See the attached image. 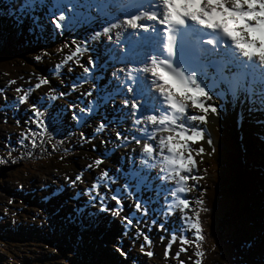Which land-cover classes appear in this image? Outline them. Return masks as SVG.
Returning <instances> with one entry per match:
<instances>
[{"label": "rangeland", "instance_id": "1", "mask_svg": "<svg viewBox=\"0 0 264 264\" xmlns=\"http://www.w3.org/2000/svg\"><path fill=\"white\" fill-rule=\"evenodd\" d=\"M21 2L22 0H9L7 2H1L0 9L3 10L4 13H1L0 10V20L18 24V27L24 36L32 34L33 36H36L38 38H44L46 36L53 37L51 33L52 16L49 18H43V16L40 17L36 12V9H39L38 12H40V10L46 12V9L51 8L52 4H54L53 0H44L45 3L37 4L36 6H34V8H32V10L27 9L24 12H18L16 10L20 7ZM100 3L97 4V6L96 4H93L91 6V9L94 8L95 11L98 10V8H101ZM78 7L85 14L86 8H84L81 4H79ZM66 9L69 11L67 7ZM48 10L49 12L52 11L50 9H47V11ZM48 14H45V16H47ZM102 14L103 13L99 15L101 16ZM71 15L73 16V21H70L69 27L63 30L68 33L73 31L70 36L67 35V40L70 43L68 52H64L62 53V55H45L41 53V58L38 61H35L36 66L34 69H32V71L22 68V70L18 72L15 69L19 68L16 67L17 62H10L9 65L14 66L10 67L14 69L0 70V103H3L2 101L7 100H13L14 103H19L18 96L22 95V92L23 95L25 94L24 89L28 90V93L32 91H45V87L43 85L39 88H35L34 86L38 83V78L41 79V73H45L46 65L49 62L54 64L55 61H61L59 65H63L62 63L64 62V57L71 55V52L75 50L76 46H80L83 49H85V47L87 46L93 47L97 53L95 59H99L100 61L102 59H106V56L100 53V50L104 48L103 46L105 43L102 42V47H100L98 44H96L97 39L93 42H90L88 39H86V34L89 33L93 37L95 30H77L76 23L77 21H80V19L75 13H71ZM38 16L40 18L36 20V17ZM24 22L26 23L23 24ZM92 22L97 23V20H92ZM43 25L46 26V28H43ZM8 26L12 27L13 25ZM89 27H91V23L89 24ZM57 31L61 33V35L56 38H59V40L64 39L63 35L66 34L62 33L61 30ZM73 41H75L76 43L74 47ZM50 42H52V40H50ZM84 52L85 50L79 53L78 57H83V55L80 54H83ZM110 58H113V54H109L107 56V60ZM51 59L54 61V63ZM73 60H76L75 57L73 58ZM81 60L82 58H80L77 63H73L74 65L72 67L65 66L64 68L65 74L72 78L70 86L75 83L76 87L74 91L79 92L76 94V92H73L72 90H64V87L63 91L61 90V92H59L60 95L61 93H67L66 96H61V100L62 105L65 106V108H67L68 110L69 104H74L76 101V97L79 98L82 94H85V90L82 86L84 84H92L96 78L97 72L92 73V75L87 80L80 79V77L83 75V66L88 65L89 59L85 57L86 63H82ZM97 66L95 67V69L98 68L99 70L102 67V64H100L98 67ZM77 68L81 70H79V73L75 72ZM69 69L72 70L69 71ZM9 73L13 77H8ZM55 73L57 79V74L59 73V71H57L56 68ZM75 75H78V77L74 78ZM18 80L20 83L16 84L15 82ZM9 81H13V83H9ZM231 82L233 85H236V82L234 80H231ZM22 83H24L25 85ZM52 84H54V82L49 86L51 87L55 85ZM61 84L63 85L64 83L61 82ZM17 87L21 89V92L18 93L16 91ZM58 87H60L59 84ZM53 88H55V90L57 91L56 86H54ZM53 88L51 91L54 90ZM90 101L93 100L91 99ZM105 101H107V98L102 99L100 96V102L95 106L92 114L86 117L83 120V123L79 124V126L83 128V125L87 121H89L88 125L90 126L91 117L96 115L100 109H103ZM251 103L252 100L248 99L246 101V104L243 105V108L247 112V115L249 113L251 114ZM146 104L147 103H145V105ZM74 105L75 108L69 110L70 119H72L73 111L79 114L80 105L78 103ZM8 106H10V104H3L0 109L4 110ZM197 111V109L193 108L191 114L198 115L196 113ZM245 111L243 112L245 113ZM219 114L220 120H216L217 122L212 123L211 119L214 117H212V113L209 112L206 116L205 122H201V124L198 126H193V128L199 130L203 136H205L206 134V139L204 137H201L195 142H188V145L192 150L191 155L193 156V161L196 167L194 169H190L189 173H187L189 176L187 186H189L190 198L192 199V202L189 204V209H185L183 213H181L179 207H176V209H173L171 211V214L168 215L158 210L161 213L162 218L159 217V214L157 213L154 215L155 208L157 207L149 206L148 203H146L145 205V197L140 190L137 191L136 189L132 191L129 189V192L134 193V196L131 194L123 195V193L115 187L117 181H112V186L114 187L110 189L105 196L110 197L113 192L121 195L122 209L126 204L131 205L127 212H137L135 208L137 200L141 201L142 203L141 209L138 211V214L132 213L130 215V218L132 220L131 225H129L127 221L123 219L126 214L125 216L122 214L118 215V209L115 216H113L111 211H106L103 213L99 212L100 201L96 199L89 202L90 199H88V197L90 196L85 192V189L91 187V184L93 182L92 180H96L97 178H99L102 171H108V166L111 167L112 164L114 165V162L110 164V160L106 159L103 161V164H100L99 166L92 165V162L88 163V161H93L98 157L102 158L103 154L101 153H103L108 146L111 147L113 146V144H116V139H114L115 133L106 135L104 129L103 132H99L105 135L103 139L100 140L97 136L94 137V134H92V137L90 139V141L92 142L88 141L85 133V144H78V142L77 144H73L71 146L66 144V148L63 149H60V146L56 144L53 139L49 140L47 136L36 137L35 146H33L28 142L30 139H32V137L28 136V133L38 131L35 125L29 127L22 122H17L15 117H11L9 115H0V160L4 161V163H0V174H4L2 178L3 181H6V183L0 184V231L3 234L6 233L5 227L8 225L11 215H13L14 213H19L15 212L13 209L24 208L35 214V208L39 207L41 204V201H31L30 203L24 202V204L22 205L21 202L18 203L15 200L16 195L22 197L25 194H30L32 197H38L40 196V193H44L47 198H50L47 202V205L51 216L54 215L55 217L64 220L61 217L65 218L66 216H63L61 211L58 212V210H56L59 207H64L67 210L79 213L81 217L80 220H78V225L64 223V226L62 228L63 231H60V227L49 224V226H47V229L53 230V233L57 237V241H54V239L49 236L45 237L43 232L45 233L46 229H44L45 227H43L42 225L32 226V224H30V228L33 229L34 235H39L41 238L54 241L49 245L44 244L40 247L38 246L37 248H35L33 247L32 242H30L28 246L24 247V245L22 246L21 242H18L14 245L11 241L5 240V238L0 239V258L9 261L10 264H73L78 261H81L85 264H126V260H129L130 262L133 260H139V262L142 264H188V254H190V251H188L189 246L194 247L196 241L194 238L195 230L188 227L187 220L188 218L192 217L193 212H195L193 210L195 209V205L198 204V207H202V201L204 197L202 193L198 191V187L201 186L202 188H208V185H211V179L213 178L215 181L219 180L218 183L220 184L219 187V184L217 183L215 189L218 187L223 188L221 189V195L217 200H215L217 197L214 199L211 195L209 196L210 198H213V201L215 200L213 206L216 210H218L216 215L213 218L204 219L203 222H199L201 226L202 236L205 239V242L208 241L207 251L211 254V257L209 258L210 254L206 256V252L202 253L200 264H238L235 263V259L237 256L230 255L231 252L236 253L234 247L232 245L230 246V244L222 243L220 240L218 226L221 225V223L224 224V234L230 237V239L228 240L229 242L238 246V244L241 242V238L248 241L247 244L241 246V249L244 250V253L251 250L253 252L251 254H264V244L261 243L262 237H264V232L260 231L261 227L264 224V219H257L255 221L249 219L245 223V229H243V225L248 213L245 211V207L250 206L247 196L243 194L238 199V204L241 211L239 213H232L231 210L233 209L234 203L231 194H234L233 189L231 187L226 188V186H223V182H226V184L229 183L231 174L229 173L227 175V178L222 179L223 174L219 173L216 176L215 173H213V171L209 168L208 164V162L210 163V161L214 164H217L221 157H227L230 162H233V157L237 153L241 152V155L246 153L250 156L251 163H255L256 169L259 167L258 172L260 173V171L262 170V167L259 166L261 153L260 156H256V151L258 149V144L260 145L264 143V122L262 121L264 113L259 116L258 121H256V124H254V129L252 124L254 119L252 118V116L244 117L238 113H235L234 115V113L231 114L230 112L225 115L221 111H219ZM41 118L44 119V116H42ZM74 123L77 124L75 121ZM247 123L249 124V126ZM98 124L99 123L96 122L92 123V126L90 127L91 133L96 129ZM148 128L149 127H147V129ZM22 133H24L23 136L21 135ZM259 134H261V136ZM131 136L132 134L129 135V142H127L126 144L122 142L120 146L121 148L126 149L131 145ZM21 139L23 140V143L19 142V140ZM93 146L94 148L100 149V152L98 154L93 151ZM197 149H202V154L197 155ZM26 153H28V155H26ZM107 157H110V154H107ZM82 164L84 165V167ZM89 165L92 166L88 167ZM152 169L154 170V167ZM207 170H209V172H207ZM78 174L82 176L81 181H74L75 176ZM160 174L161 173L159 172V175ZM192 175H195L196 177H198V179L193 181L191 179ZM205 175L206 181L204 180ZM130 176L132 178L134 177L132 175ZM1 182L2 181L0 180V183ZM171 182L173 185L174 181ZM139 183L150 189H156L155 186L141 180L139 181ZM104 184L105 183L103 182L101 183V191L99 189L98 192L91 193V196L97 198L100 193L105 194L106 187ZM61 185L62 187H64L62 188L63 190H61L60 188ZM214 185L215 184H213V186ZM55 186L58 187V191L56 189H53L55 188ZM76 194L82 195L84 197L74 198ZM160 195L161 193H159L158 196L154 197L158 198L160 197ZM162 196L163 198L161 200V203H163V205L165 206L166 199L168 201L169 199L166 198L164 194H162ZM10 198L13 199L12 202L9 201ZM154 201L156 202L155 205L158 206L159 204H157V200L155 199ZM198 201L200 203H197ZM207 202L208 204H211L210 199H208ZM103 203L109 209L115 207V201L111 200L110 198H106ZM145 207L147 208V214H142L144 213ZM208 208L209 206L207 205L206 209H204L203 211L207 212ZM40 214L41 213H36V215ZM83 216H85L84 219H82ZM29 218L26 213H22V219L24 223L28 222L30 220ZM95 221H97V223ZM53 223H55V221ZM250 223L253 226L258 227V229L251 235H248V232L250 231ZM160 225H163V227H159ZM181 229L183 230L187 240L191 243L185 245L180 244L179 236ZM173 233L176 234L177 238L176 240L172 241L171 245L169 246V241ZM24 234L27 235L26 233ZM33 236L32 238H34ZM67 237H69V241L66 240ZM62 238L64 239V242L62 241ZM145 238L149 239L151 243H144ZM4 242L7 243V246L4 245ZM37 242L40 245L42 243L41 239L37 240ZM249 245H252V247H249ZM256 245L257 249H255ZM165 246H169V255L167 258H165L164 256ZM180 247H184L186 251L179 253L178 258H173L176 257ZM210 248H213L212 251L210 250ZM117 249H119V251H117ZM5 252H7V255H5ZM148 252L153 253V255L148 256ZM121 253H124V255H121Z\"/></svg>", "mask_w": 264, "mask_h": 264}, {"label": "clouds", "instance_id": "2", "mask_svg": "<svg viewBox=\"0 0 264 264\" xmlns=\"http://www.w3.org/2000/svg\"><path fill=\"white\" fill-rule=\"evenodd\" d=\"M157 4L159 12H155L153 21L164 26L158 33V49L148 53L138 66H130L124 74L133 83L136 78L146 81L148 92L167 109V112L148 114L136 121L154 126L150 138L159 135L155 157L144 141L140 151L146 160L139 162L157 168L162 181L176 183L177 170L188 166L185 145L195 139V134L187 135L189 130L177 125L176 120L183 115V108L196 109L194 102L200 99L195 73L176 60L177 31L192 23L215 33V38L209 40H219L220 46H227L237 60L264 71V0H157ZM139 19H148V14L140 15ZM125 27L131 25L124 24L121 29ZM127 87L131 91L132 85ZM258 179L259 184H264L262 177ZM239 212L240 207L236 213Z\"/></svg>", "mask_w": 264, "mask_h": 264}, {"label": "snow or ice", "instance_id": "3", "mask_svg": "<svg viewBox=\"0 0 264 264\" xmlns=\"http://www.w3.org/2000/svg\"><path fill=\"white\" fill-rule=\"evenodd\" d=\"M78 2V0H58L59 7L57 8V11L55 13H52V18H51V25L54 26L55 29L57 30H65L69 27V23L72 19L71 13L75 12V4ZM155 0H133L132 4L129 6V9L123 10L122 12L118 13L113 20H110L106 23V26L103 27V32L107 34L110 31V28H116L117 26H122L124 24H130L132 29H141V32L138 33H149V26L147 24H141L138 23L140 21L139 16L144 15L145 13L148 14V21H153L155 17V10L151 9V4L154 3ZM44 0H22L20 7L16 10L18 12H24L26 9L31 10L36 6L37 4H43ZM145 5H149L148 9H145L144 11H139L140 9H144ZM68 8L69 11H65V8ZM139 11V14L137 12ZM123 16V24H120V16ZM136 34V33H135ZM100 32L95 31L93 38L96 36H99ZM75 44V41H73ZM199 44L201 45V48L199 49V55L196 58V61L193 66L188 67L191 71L195 73V78L197 83L199 84V89L198 92L200 94V99L195 103L196 109L203 113L202 115H193L190 113H187V107L183 108V115L180 116L176 120V124L179 125L183 129H191V135L194 133L195 134V139L193 142H195L197 139L201 138V132L199 130H196L193 128V126L189 123L191 121H199V122H205L206 116L209 112H211L213 115H215L218 111V109L215 106L208 105L206 106L204 104V101L209 100L212 98V92L208 90V83H211L213 80H215V73L210 72V69H213L215 65L217 64V61H221L223 63V66L228 69L227 74L225 77L221 80L216 81L214 87H219L220 84H226L227 83V78L230 76H239L241 81H246L249 79L250 76L255 71V68L251 64H246L242 60H237L231 53V50L225 46L221 47L220 46V41H211L209 39H203L199 41ZM67 47V45H65ZM218 49V51H217ZM85 49L81 48L80 46H76L75 50L71 52V55L65 56L64 61H72L73 63H77V60H73V57L78 58V54L83 52ZM144 59L147 56V52H142ZM39 60V57L36 58ZM143 59V61H144ZM142 61V62H143ZM141 62V63H142ZM96 61L93 59H89L88 65L83 66V75L80 77L81 80H87L93 73L95 69ZM91 66V67H90ZM56 70L60 71L62 70V65H57ZM72 69H69L71 71ZM116 74L113 73V76ZM203 77V82L201 81V78ZM9 83H13V81H9ZM48 80L47 79H39L38 78V83L34 86L35 88H39L44 84H47ZM76 84L73 83L70 86V89L72 91L75 90ZM95 88V85H93ZM16 91L19 93L21 91L20 88H17ZM25 94L19 96V103L23 104L25 103L28 95V90H24ZM55 91V90H54ZM91 92L85 93V95H91ZM67 93H61V96H66ZM49 98L51 100L57 99L55 95H50ZM202 98V99H201ZM123 107L127 108V100L125 99L123 102ZM142 103V101H141ZM141 103L137 104L135 102L132 103L131 108H132V113L131 115L133 116V125H140L139 123H136L137 120H140L142 117L146 115H142V112L144 113H154L157 109L160 112H167L166 108L160 107V101L157 97H154V99H151L149 103L144 107V109H141ZM75 108L74 104H69V110H72ZM95 108V101H89L87 106H80L79 107V114H77L75 111H73L72 115V120L75 121L78 125L83 123V120L88 117L89 115L92 114ZM44 115L39 108L36 105H32V116L29 118L30 122L35 125L36 129L38 131L36 132H30L28 133V136L32 137L28 142L31 143L33 146H35V138L36 137H45L47 136L49 140H51L53 137L57 135L61 131L60 128L56 126L57 121L53 119H49L48 121H45L41 117ZM155 115V114H152ZM141 117V118H137ZM124 117H121V122H123ZM49 126H51L49 130ZM107 125L104 123H99L94 132H102L104 128H106ZM27 131V130H26ZM179 131V129H177ZM140 132L143 135H132L131 140L139 144L141 140L147 141V144L145 145L146 148H149L150 151H152L154 155V148H156V144L153 145L150 141L152 140L151 135L152 132L150 133L148 129L141 128ZM22 136L24 133L21 134ZM190 135V136H191ZM81 139H84L83 134H81ZM123 139V142L126 144L129 142V137L127 135H122V133L117 132L116 133V140H121ZM20 143H23V140H19ZM210 143V142H209ZM55 147V145H54ZM185 151H186V159L188 161V166L184 167L181 170H177V177L178 180L175 183L174 188H165L163 185H161V191L165 195V197L168 196L169 193L174 197V203L172 201H168L166 199L165 201V206L163 207V211L166 215L171 214L172 208L175 206H179L181 213L185 211V209H189V202L186 198L183 197H176L177 193H185L187 192L188 186L186 185V181L189 179V176L187 173H189L190 169H194L196 167L194 161H193V156L191 155V149L189 145H185ZM202 149H197L196 154L200 155L202 154ZM145 157H142L143 159ZM103 162L102 158L98 157L95 160L92 161V165L99 166ZM0 163H4L3 160H0ZM92 165H89L88 167H91ZM184 173V174H182ZM75 181H81L82 176L80 174L75 176ZM160 181V176L158 177ZM191 179L193 181L197 180L198 177L195 175L191 176ZM108 180H115V177H109L108 171L104 170L101 172L100 177L94 180L91 184V187L88 189H85V192L89 194L90 196V201L91 202L93 199H98L100 201V207H99V212L103 213L106 211H111L113 216L117 214V209L122 210V199L121 195H118L117 193L113 192L110 197H106L105 194L100 193L97 198H92L91 193L93 192H98L101 183H105ZM123 187V194H131L134 196V193L129 192V186L127 183L122 185ZM139 189L137 188V191ZM106 198H110L111 200L115 201V207L112 209H109L103 201ZM147 202H144L146 205ZM197 203H200L199 201ZM142 203L141 201L137 200L135 204V208L137 211L141 209ZM142 214H147V208L145 207L144 213ZM125 221L129 225H131L132 220L130 216H125L123 217ZM154 222V221H153ZM188 227L191 229H194V238L196 242H200L203 239L202 233H201V226L197 217V213L193 212L192 217L188 218L187 220ZM159 227H163V225H160ZM176 234L173 233L171 236V239L169 241V246L171 245L172 241L176 240ZM179 241L181 245H185L188 243H191L190 241L187 240L183 230H180V236H179ZM144 243L149 244L151 241L147 238H145ZM261 243L264 244V237H262ZM169 246H165L164 248V256L165 258L168 257L169 255ZM249 247H252V245H249ZM119 251V249H117ZM186 251L184 247H180L176 257L173 258H178L179 253ZM196 256L199 257L201 256V252L199 251V243H197V251H196ZM121 255H124V253H121ZM148 256H152L153 253L148 252ZM197 264H199V261H197ZM262 264H264V261H262Z\"/></svg>", "mask_w": 264, "mask_h": 264}, {"label": "bare ground", "instance_id": "4", "mask_svg": "<svg viewBox=\"0 0 264 264\" xmlns=\"http://www.w3.org/2000/svg\"><path fill=\"white\" fill-rule=\"evenodd\" d=\"M11 1H15V0H11ZM99 2H106V1H109L110 3H114V4H117V5H121L123 3H127L126 4V7H129L133 0H98ZM129 1V2H128ZM18 3V2H17ZM45 3V2H44ZM47 3V2H46ZM46 5V4H45ZM46 7V6H45ZM146 5L144 6V9H145ZM150 7H153L154 9L152 10H155V12H159V8H158V4H157V0H155L154 3L151 4ZM116 8V7H115ZM48 9V8H47ZM46 9V12L44 11H39V9H36V12L38 13V15L40 17L43 16V18H49L52 16V13H55L56 11H51L49 12V10L47 11ZM142 9V10H144ZM7 10V9H6ZM27 10V9H26ZM25 10V11H26ZM32 10V9H31ZM49 12V14H48ZM118 12V10L116 11V13ZM45 14H48L47 16H45ZM111 15L112 17H115L117 14H114L113 13V10H111ZM36 16V15H35ZM36 17L37 19H39L40 17ZM93 16L95 19L98 20V17L96 15V13H93ZM92 18L93 17H90V20L92 21ZM157 18L159 19V15L157 16ZM140 21H144V19H141ZM43 22V21H42ZM26 22H24L23 24H25ZM30 23V22H29ZM93 24L96 25V28L97 30L100 32V35L99 36H96L95 38H93L91 35H88L87 36V39L90 41V42H93L97 39L96 41V44H98L100 47H102V38L105 39V47L108 48L107 51H105V55L106 57L110 54H113V60L114 59H119L121 57V53L123 52V50H125L127 47L129 46H132L134 48L133 52L134 53H138V54H142V52H147L150 53L151 52V47L157 42V38H155L154 36L149 38V39H144L143 42L141 41V35L140 36H136L135 33H132V37L129 38V39H125L127 37L128 34H131V27H125L123 29H121L120 26H117L116 28H110V31L105 34L103 32V27L105 26L104 23L102 22V20H98L97 23H94ZM120 24L122 25L123 24V16L121 15L120 16ZM143 24H147L149 26V32L151 31V28H156L158 25L155 24V21H148L147 22H144ZM50 28V27H49ZM101 29V30H100ZM135 31L137 32H141L142 30L141 29H134ZM87 31V30H86ZM48 33V32H47ZM119 34V35H118ZM33 37V36H32ZM42 38V37H41ZM34 39V37H33ZM37 41L38 42H33L32 44L33 45H39L40 43L39 42H42V40H40V38L37 37ZM137 42H138V46H137ZM141 45V47H140ZM131 48V47H130ZM86 50V49H85ZM87 52V50H86ZM67 53V52H66ZM115 54H117L116 56H114ZM102 57V56H100ZM74 58V57H73ZM82 60L81 62L82 63H86L85 61V57H81ZM2 59L4 60V58L2 57ZM112 59V58H111ZM129 58H126V57H123L121 58L122 62L121 63H117V65H115L114 67H111L110 63L107 62V66L106 67V70H101L97 68V73H96V76H98L97 78H99V81L98 82H93L95 84V88H96V91H97V96H98V100H100V96L101 98L105 97V96H108V92H107V88L110 87V86H113V83L115 84L123 75H125V71H127V69L131 66V67H134L133 64L134 62H131L128 60ZM144 59V56L142 55L141 56V62L143 61ZM43 60V59H42ZM96 61V65L95 67L100 64H102V62H105V59H102L101 61L99 59H94ZM61 62V61H60ZM14 63V62H13ZM75 64V63H74ZM69 65L70 67L73 66V62L72 61H69V63L67 64ZM45 66V65H44ZM97 66V67H98ZM75 67V66H74ZM12 69V68H11ZM120 69H123L124 71H121ZM47 71H49V69H47ZM44 72V71H43ZM228 72V69H226L224 66H222L218 72H214L215 73V80H213L211 83H208V90L212 92V98L209 99V100H206L204 101V104L206 106L208 105H211V106H215L218 111L215 115L212 114V123L213 122H217L220 120V114H219V111H221L222 113H224L225 115H227L229 112L231 114L234 113L235 115V112L236 111V103L234 102V96H236L240 101H241V105L244 104V101L246 100L245 97L242 96V87L245 88V89H250L252 90L253 92L255 93H260L262 92L261 89H254L252 88V86L250 85L249 83V80H246V81H241L240 77L239 76H230L227 78V83L226 84H220L219 87H214L216 81L218 80H221L225 77V75L227 74ZM113 73H115L116 75L113 76ZM107 76V77H106ZM113 80V82H110L111 80ZM54 80H56L54 77H53ZM52 79V80H53ZM264 79V78H262ZM231 80H234L236 83L238 84H242L241 88H237L236 85H233L231 83ZM63 81V85L66 84V82L62 79ZM257 81H260V80H257ZM123 82V83H122ZM122 82H117L116 85L119 84V90H120V93H119V97H122L126 94L125 92V86L123 85L125 83V80H123ZM203 82V81H201ZM20 83V82H19ZM262 83V81H261ZM24 84V83H22ZM21 84V85H22ZM27 84V83H26ZM263 84V83H262ZM25 85V84H24ZM18 88V87H17ZM35 89V88H34ZM142 89V88H141ZM25 90V89H24ZM63 91V90H62ZM21 92V91H20ZM30 92V91H29ZM69 92V91H68ZM23 93V92H22ZM21 93V94H22ZM79 93V92H78ZM143 96L146 97V94L148 95L147 98V101L149 103V101L151 100L150 98H154V94H151L150 92H148V85H147V88H145V90H141V93ZM230 94V95H229ZM18 95V94H16ZM80 95V94H78ZM83 95V94H82ZM121 95V96H120ZM136 95V94H135ZM12 96V95H11ZM19 97V96H18ZM230 98V99H228ZM71 99V98H70ZM106 99V98H105ZM202 99V98H201ZM110 102L112 103V100H110ZM118 104H121L122 101L119 100L117 102ZM66 104V103H65ZM64 104V105H65ZM110 105V104H109ZM147 105V104H146ZM145 104H143V108L146 106ZM108 106V105H107ZM10 107V106H8ZM78 109V108H77ZM76 109V110H77ZM252 112H251V116L252 118L254 119L253 120V129H254V124H256V121H258V115L261 111L264 110V100L262 101H258V99H254L253 100V105H252ZM187 110L189 111V113L191 114L192 111H193V108L192 107H187ZM231 110V111H230ZM159 110L157 109L154 113H151V112H148V113H144L142 112V115H148V114H156ZM187 111V113H188ZM198 115H202L203 113L197 111L196 112ZM241 116H244L246 117L247 114H241ZM249 117V116H248ZM247 117V118H248ZM137 118H141V117H137ZM132 119V118H131ZM217 120V121H216ZM116 122V121H115ZM263 122H264V117H263ZM192 126H198L201 124V122L199 121H191L189 122ZM248 124V123H247ZM251 124V125H252ZM130 127V124H128ZM204 126V125H203ZM249 126V124H248ZM145 127H148V125H145L142 121V123L140 125H132L130 127V130L133 131V130H140L141 128H145ZM105 129V134L106 135H111L114 133L113 131V126L110 127L107 125ZM259 129V128H258ZM103 132V131H102ZM128 131H126L127 133ZM260 132V131H258ZM127 135V134H126ZM187 135H191V129L189 130V132L187 133ZM261 136V134H259ZM115 136V135H114ZM108 137V136H107ZM201 137H204L206 139V134L205 136L201 135ZM88 138V141L89 142H92L90 141V137H87ZM208 138V137H207ZM159 139V136H156L153 140H151L150 142L155 145L156 144V141ZM210 141V140H209ZM250 141V140H249ZM50 142V141H49ZM191 142V141H190ZM107 143V142H106ZM113 143V142H112ZM85 144V143H84ZM197 144V143H196ZM195 144V145H196ZM116 144H113V146L111 147H115ZM194 145V146H195ZM84 146V145H83ZM80 148V147H79ZM108 148V147H107ZM224 148V147H223ZM127 149V148H126ZM141 149V145H137V146H132L130 148V150L128 151V153L126 155H128V158H129V165L126 166L123 168V171L125 172H128V173H134L135 175H138V178L139 179H146L148 180L149 184L155 186V183H157L158 187H160L161 189V185L158 180L156 179V175L159 174V170L157 168H155V171H151V169H149V166H147L146 164H141L139 161L141 160V158L143 157L142 156V153L140 151ZM260 149H261V152H260ZM157 149L154 148V157H155V151ZM81 151V150H80ZM93 151H94V146H93ZM122 151H124V149H122ZM260 153H261V158H260V165L263 167V170H262V174H264V143L262 144H258V149L256 151V154L258 156H260ZM88 154V153H87ZM103 154V153H101ZM116 154V152L114 153ZM124 153H121L119 156H118V160H120L122 157L126 156ZM256 155V156H257ZM90 157V156H89ZM146 160V158H143ZM93 160V158H92ZM105 160V159H104ZM125 161H128V160H125ZM239 161V160H238ZM92 161H88V163H90ZM110 162V161H109ZM258 162V160H257ZM150 163V162H149ZM85 164V163H84ZM103 164V162H102ZM108 164V163H107ZM239 164V163H238ZM83 165V164H82ZM110 165V164H109ZM80 167V166H79ZM84 167V165H83ZM120 167V166H119ZM93 168V167H92ZM91 168V169H92ZM112 166H108V169H111ZM71 169V168H70ZM103 169V168H102ZM95 170V169H94ZM96 171V170H95ZM64 172V171H63ZM68 172V171H67ZM66 172V173H67ZM76 173V172H75ZM233 174V173H232ZM9 175V174H8ZM13 175V174H12ZM58 175V174H57ZM56 175V176H57ZM73 175V174H72ZM99 175V174H98ZM238 175V174H237ZM117 176L123 180H125L126 182H128V184H135V182L132 183V180H130L129 178H125L124 175H120V174H117ZM234 176V174H233ZM51 177V176H50ZM53 177V176H52ZM236 177V176H235ZM49 178V177H48ZM65 178V177H64ZM134 178V177H133ZM237 178V177H236ZM232 179V178H231ZM240 179V178H239ZM51 180V179H50ZM74 180V179H73ZM238 180V179H237ZM2 181V180H1ZM66 181V180H65ZM75 181V180H74ZM69 182V181H68ZM188 182V181H187ZM76 183V182H75ZM232 183H233V180H232ZM172 184L171 181H167V184L164 185L165 188H169V186ZM234 184V183H233ZM81 185V184H80ZM105 185V184H104ZM145 185V184H144ZM228 185V184H227ZM81 187V186H80ZM106 187V186H105ZM114 186L111 187V189L113 188ZM61 190H63L62 188V185L60 186ZM33 189V188H32ZM53 189H56L58 191V187L55 186V188ZM139 190L141 191V193L144 195L145 197V201L147 199H149L151 196H158L159 193H161L159 190L158 191H155V189H150L146 186H143L141 188H139ZM53 191V190H52ZM212 191V190H211ZM214 191V190H213ZM35 193V192H34ZM56 193V192H55ZM69 193V192H68ZM41 194V193H40ZM44 194V193H43ZM73 194V193H72ZM86 194V193H85ZM162 194V193H161ZM124 195V194H123ZM170 195V193L168 194V196ZM86 196V195H85ZM73 198V197H72ZM208 201V199H207ZM60 202V201H59ZM86 202V201H85ZM219 202V201H218ZM38 206V205H37ZM125 206H127L125 204ZM219 206V205H218ZM84 207V206H83ZM93 207V206H92ZM91 207V208H92ZM124 207V206H123ZM177 206L173 207L172 209H175ZM125 208V207H124ZM36 209V208H35ZM219 209V208H218ZM229 211V210H228ZM232 211V210H231ZM241 211V210H240ZM38 212V210H37ZM151 212V211H150ZM230 212V211H229ZM225 214V213H224ZM243 214V213H242ZM35 215V214H34ZM99 215V214H98ZM177 216V215H176ZM91 218V217H90ZM101 218V216H100ZM158 218V217H157ZM96 220V219H95ZM41 221V220H40ZM97 223V221H95ZM103 222V221H102ZM101 223V222H100ZM264 225V224H263ZM84 226V225H83ZM210 232V231H209ZM213 233V232H212ZM9 234V233H8ZM213 235V234H212ZM211 236V234H210ZM8 237V236H7ZM24 239V238H23ZM25 246V245H24ZM220 247V246H219ZM218 250V249H217ZM220 250V249H219ZM244 252V251H243ZM46 257V256H45ZM50 260V259H49ZM51 262V261H50Z\"/></svg>", "mask_w": 264, "mask_h": 264}, {"label": "trees", "instance_id": "5", "mask_svg": "<svg viewBox=\"0 0 264 264\" xmlns=\"http://www.w3.org/2000/svg\"><path fill=\"white\" fill-rule=\"evenodd\" d=\"M0 22H1V24H0V69L8 70V69H11L12 67H14L12 65H9L10 62H14V63L18 62L17 64H18L19 68H15L16 71H18V72H20L22 70V68H25V69L34 68L33 63H30L28 61L31 59L30 55L33 54L32 51L27 52L28 44H27V47L24 48L23 42L22 41L20 42L19 33L15 29V27L14 26L9 27V26L5 25L4 21H0ZM6 39L9 40L8 44H4ZM32 49H33V47H32ZM24 51L26 53H23ZM2 57L4 58V60L2 59ZM29 57H30V59H29ZM10 66H12V67H10ZM12 69H14V68H12ZM239 158H240L239 155L236 154L233 157V162H230V160L227 159V157H221L217 164L216 163L214 164L211 161H210V163L208 162L209 168L213 171V173H215L216 176H217V174L222 173L223 174L222 179H224V178H227V175L229 173L231 174L232 179L230 178L229 181L233 180V183H236V188L233 190V193L235 196L239 193L237 196L238 199L240 198V196H242L244 194V187L246 185V179H247V169L250 168L248 162L244 163V166H241L239 161H238ZM227 162H228V164H227ZM207 172H209V171L207 170ZM232 173L234 174V176ZM3 175L4 174H2V173L0 174L1 180H2ZM250 179L251 180H249L248 185H250L253 182V178H250ZM213 181H214L213 184H215V185L213 186V184H212V187H210V185H208L207 191L208 190L210 191V193H211L210 195L214 199L217 197L215 199V200H217L221 195V189L223 187L219 188L220 187V184L218 183L219 180L215 181L213 178V179H211V182H213ZM5 182L6 181H3V183H5ZM217 183L219 184V187L215 189V186H217ZM223 183H224L223 184L224 187L225 186H226V188L229 187V183H228V185L226 184V182H223ZM233 183H232V185H234ZM201 191H202V195L204 196V199L202 201V207L200 208V207H197V205H196V207H197L196 213H197V217H198L199 222H203L204 219L213 218L218 211V210H216V212H215V210H214L215 208L213 205L215 203V200L213 201L212 200L213 198H210L211 204H208V202L206 201V195H207L206 188H202ZM244 195H246L248 201H250L249 192H248V194H244ZM15 200L18 203L21 202L22 205L24 204V202L30 203L31 201H34V202L37 201L34 198H31V197H28L25 195L22 197L19 195H16ZM9 201L12 202L13 199L10 198ZM207 205L209 206V208L207 209V212L203 211L204 209H206ZM22 207H24V206H22ZM13 210L15 212H19V213L13 214L12 222L7 227H5L6 233L3 234L0 231V239L5 238V240L11 241L12 244H14V245L18 242H21L22 246L25 245L24 247L28 246V244H30V242H32L33 247H35V248H37L38 246L40 247L44 244L49 245L50 243L57 241V239H56L57 237L53 233V230L47 229V226H49V224H53L56 227H60L61 228L60 231H63L62 228L64 226L63 225L64 223L77 225V223H75V221H72L73 216L70 217L71 220H69L67 217H65V218L61 217L64 219V220H61L60 218H57L54 215L51 216V213L49 211L47 203H41L40 206L36 208V213H41L40 215H36V213L34 215L33 213H31L30 211H28L24 208H19V209L16 208ZM37 210H38V212H37ZM22 213H26L28 215V218L30 217L29 218L30 220L28 222H26V223L23 222ZM48 216H49V218H48ZM54 221L56 224L53 223ZM30 224H32V226L42 225L43 227H45L44 229H46V230H45V233L43 232V234L45 235V237H48V236L51 237L52 239H54V241H52L50 239L41 238L39 235H34L33 229L30 228ZM221 225L218 226V233L220 235V240L223 243L224 241H228L230 239V237H228L224 234V231H223L224 224L221 223ZM47 231H48V233H47ZM24 233H26L27 235H25ZM32 236L34 238H32ZM39 239H41V241H42L41 245L37 242V240H39ZM63 240L64 239L62 238V241ZM66 240L69 241L70 240L69 237H67ZM197 243H199V251L201 252V254L206 252V256H207L209 254V252L207 251L208 250L207 241L205 242V239L203 238L202 241L195 242L194 247H196V248H197ZM247 243H248L247 240H245V241L241 240V242L238 244V246L239 247L244 246V244H247ZM4 245L7 246V243L4 242ZM14 247H16V246H14ZM82 252H80V253H82ZM9 253H10V251H9ZM5 255H7V252H5ZM246 258H249L252 262L254 261V259L249 257V256H246ZM198 259H202V257L199 256ZM126 261H127L126 264H142L139 262V260H133L131 262L129 260H126ZM262 261H264V257H261L260 259H258L255 262L262 263ZM0 264H10V262L5 260V259L0 258ZM73 264H85V263L78 261V262H75ZM188 264H194V262L189 261Z\"/></svg>", "mask_w": 264, "mask_h": 264}]
</instances>
